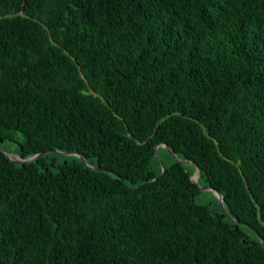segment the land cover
Segmentation results:
<instances>
[{
	"label": "trees",
	"instance_id": "16d2710c",
	"mask_svg": "<svg viewBox=\"0 0 264 264\" xmlns=\"http://www.w3.org/2000/svg\"><path fill=\"white\" fill-rule=\"evenodd\" d=\"M15 133L115 176L0 152V264H264V0H0Z\"/></svg>",
	"mask_w": 264,
	"mask_h": 264
},
{
	"label": "water",
	"instance_id": "95a60500",
	"mask_svg": "<svg viewBox=\"0 0 264 264\" xmlns=\"http://www.w3.org/2000/svg\"><path fill=\"white\" fill-rule=\"evenodd\" d=\"M157 147H162V148H164V149L166 150V152L169 154V156H170L175 162L181 163L180 160L176 159L175 156H174V154H173L172 152H170V151L168 150V148L166 147V145H164V144H157V145L154 147L153 152H154L155 157H156L155 150H156ZM0 152H1V153L7 158V155L5 154V152H4L1 148H0ZM49 153L57 154V155H62V156L73 155V156H75L76 158H78V159L80 160V162H81L85 167H88V168H90V169H92V170H96V171H104V172H107L108 174H112V175H114V174H113L112 172H110V171H106V170H103V169H97V168H92V167L86 166L85 163H84V161H83V159H82V157H81L79 154L74 153V152H58V151H54V150H47V151H44V152L37 153V154H35V155H33V156H30V157H28V158H25V159H21V158L17 157L15 160H10V161H12V162H14V163H20V164H22V163H28V162H32V161L36 160L37 158H39V157H41V156H43V155H45V154H49ZM156 158H157V157H156ZM7 159H8V158H7ZM159 164H160V167H161V169H162V164H161L160 161H159ZM194 171L196 172L197 169L195 168ZM195 172H194V173H195ZM194 173H193V174H194ZM114 176H115V175H114ZM192 183L195 184V185L199 188L200 191L208 190V191H210V192H212V193L214 194V196L216 197V199H217V201H218V205H219V209H220L221 213H222V214H223V215H224V216H225L230 222H232V223L235 224V225H241V226H244L245 228H247L249 231L253 232V233L257 236L256 232H255L251 227H249L248 225H246V224H244V223H242V222H240V221H236V220L231 219V218L225 213V211L223 210V207H222V199H221V196H220V194H219L215 189H212V188H209V187L198 186L197 183H196V178H195L194 180L192 179ZM259 242H260L262 248L264 249L263 241H262L260 238H259Z\"/></svg>",
	"mask_w": 264,
	"mask_h": 264
},
{
	"label": "rangeland",
	"instance_id": "374dc122",
	"mask_svg": "<svg viewBox=\"0 0 264 264\" xmlns=\"http://www.w3.org/2000/svg\"><path fill=\"white\" fill-rule=\"evenodd\" d=\"M21 141V137L18 133H15L11 136V139L9 141H5L0 143V148L5 152L7 155V158L9 160H15L18 156V143ZM158 148V159L164 163V165H168L170 160L166 157V150L162 147H157ZM57 156V155H56ZM62 156V155H58ZM62 157L57 158L58 161H61ZM195 172V171H194ZM195 173L192 175V179L194 180L195 178ZM215 199L216 197L214 194L208 190L201 191L197 197L195 198V202L198 204H206L210 208H213L215 205Z\"/></svg>",
	"mask_w": 264,
	"mask_h": 264
},
{
	"label": "bare ground",
	"instance_id": "6f19581e",
	"mask_svg": "<svg viewBox=\"0 0 264 264\" xmlns=\"http://www.w3.org/2000/svg\"><path fill=\"white\" fill-rule=\"evenodd\" d=\"M194 178H196V175H195V177Z\"/></svg>",
	"mask_w": 264,
	"mask_h": 264
}]
</instances>
